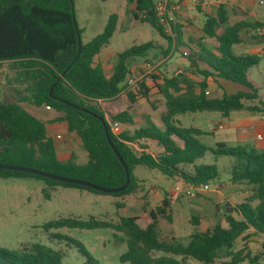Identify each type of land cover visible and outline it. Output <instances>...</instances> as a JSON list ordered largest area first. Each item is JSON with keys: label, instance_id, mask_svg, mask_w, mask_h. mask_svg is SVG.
I'll list each match as a JSON object with an SVG mask.
<instances>
[{"label": "trees", "instance_id": "16d2710c", "mask_svg": "<svg viewBox=\"0 0 264 264\" xmlns=\"http://www.w3.org/2000/svg\"><path fill=\"white\" fill-rule=\"evenodd\" d=\"M72 1L0 0V63H7L15 71L14 82L20 86L14 90L16 99H0V164L31 167L104 188L121 187L126 179L125 170L107 142L101 120L93 113L105 118L109 138L127 167L129 183L121 191L106 193L10 169H0V177L40 178L44 180L42 192L47 198L49 190L57 186L122 198L144 188L133 175L136 166L156 170L168 179L179 180L184 186L217 178L218 170L214 163H196L207 151L214 158L229 156L233 158L230 181L250 186V195L237 203L226 202L222 222L179 237L183 242L172 232L162 233L159 229L161 221L171 223V199L167 192L159 204L148 210L147 219L140 215H126L110 222L94 217L87 220L67 217L48 221L43 224V229L110 228L114 230V236L126 245L119 260L131 264H184L187 258L202 264H240L244 261L261 264L259 256L250 255L244 247L235 250L234 243L245 232L264 235V152L222 142L206 146L199 139L206 132L198 127L182 126L176 116L215 111L227 117L233 111L257 109L245 102L258 97L247 73L257 65L259 56L236 53L234 47L241 42L246 28L255 29L263 24L229 22L225 5L219 3L215 15L206 16L201 27L203 35L214 39V52L203 55L189 51L186 55L189 69L201 75L196 82L197 93L193 91L194 84L184 74L166 75L156 68L151 81L163 99L164 108L159 114L161 126L148 121L147 126L130 133L111 128L113 121L133 124L130 108H123L115 100L124 91L130 104L137 97L149 101L150 88L145 80H138L131 88L126 85V78L131 76L128 60L142 58L145 61L157 46L149 40L124 48L114 55L115 63L111 71L105 73L95 57L112 37L118 16L110 14L102 32L86 43L80 42L78 52L77 35L80 36V30L74 22ZM125 2L126 15L133 20L131 26L134 23L149 24L168 42L167 49L161 50L166 55L173 38L164 33L155 16L153 0ZM175 23L171 24L172 29ZM260 37L264 38L263 35ZM209 79L216 86H221L218 82L221 80L241 88L218 95L208 89ZM23 102L34 107L49 106L61 113L60 119L65 122L67 131L77 138L86 160L77 162L73 152L67 160H60L53 138L47 133L46 122L26 110ZM259 103L264 109V102ZM208 133L212 134V131ZM139 139L153 142L160 150L150 153L147 145L138 142ZM115 205L121 208L122 202ZM198 221L197 216L190 220L194 225ZM118 233L121 236H117ZM52 237L75 246L85 257L86 264H100L77 240L57 233ZM0 256L16 264H61L63 253L44 244L27 242L17 249L0 248Z\"/></svg>", "mask_w": 264, "mask_h": 264}, {"label": "rangeland", "instance_id": "374dc122", "mask_svg": "<svg viewBox=\"0 0 264 264\" xmlns=\"http://www.w3.org/2000/svg\"><path fill=\"white\" fill-rule=\"evenodd\" d=\"M202 11L192 7L191 15L193 25L202 27L205 20V13H208L209 0H202ZM73 18L76 27L80 30L79 40L82 43L88 42L92 37L102 32L107 18L110 14L115 13L118 16L115 31L109 42L104 45L106 50L115 54L131 45L140 44L145 41H152L156 45L167 46L168 42L159 35L149 24H137L129 26V22L133 20L126 15L125 0H73ZM253 7L263 10L264 6L258 2L253 3ZM232 18L235 15H231ZM231 18V19H232ZM181 40H183L181 38ZM165 42V43H164ZM182 43V42H181ZM179 47L165 59L159 49L149 52L145 58L146 62L151 63L155 69L167 75L173 74L177 67L182 68V74L192 80L194 83L201 76L194 70L187 72L188 60L180 52ZM104 65L107 70H111L115 63L111 53L102 52ZM111 56V58L109 57ZM260 67L264 72V52L260 55ZM131 58L128 60V68L130 64L138 59ZM138 76V74H137ZM15 71L9 68L7 63H0V99H16L17 93L14 90L19 89V84L14 82ZM151 85V82H148ZM221 87H211L221 93L223 90L227 93L235 90L237 84L230 82H222ZM236 85V86H235ZM264 89V82L260 83ZM215 86V85H214ZM153 87V85H152ZM155 90V89H154ZM153 90V91H154ZM197 91L196 88L193 89ZM152 91V92H153ZM140 98V97H138ZM118 102L122 105L127 100L119 98ZM151 102V104H150ZM163 105V100L155 93H151L149 101L143 98L137 99L132 105V111L135 117L136 126H147L148 121H152L151 116L156 115L158 109ZM26 106V103H25ZM30 112L39 119L46 121L50 128L54 131L61 132L69 137L71 143L74 142L73 137L64 128V122L60 119L61 114L53 110H45L43 106L39 108L31 107ZM156 112V113H155ZM156 117V116H155ZM220 114L215 111H202L193 114H185L176 116L183 126L192 125L204 130L206 133L199 137L200 141L206 146H213L216 139H219L223 133L221 129H215L208 133V125L214 124ZM51 118V119H50ZM123 128H129V124L120 125ZM120 130V128L118 129ZM142 142V141H141ZM149 144V149L154 150ZM77 156V159L83 155V150L78 144L71 145ZM86 159V155L82 156ZM81 162V160H79ZM196 163L211 164L214 163L218 170V176L215 180L209 182V190L198 195L195 198L185 197L181 194L171 195L174 186H181V182L176 179H168L156 170L147 169L143 166H136L133 169V175L144 179V190L138 189L135 193L126 195L122 198V203L127 204L126 209L117 208L115 203L120 202V197L110 194L90 193L84 189L73 187L57 186L53 190H49V198L44 196L42 188H44V180L34 177H0V248L17 249L23 243H39L60 250L63 253L61 264H86L85 257L73 245L64 240L56 239L53 234L66 235L80 242L87 250L94 261L100 264H131L129 262H121L119 256L126 250V245L114 236V230L110 228H70L62 227L58 229H43V224L57 220L59 218L74 217L81 220H87L94 217L100 220L116 222L120 216L129 214L146 215L145 204L150 208L159 204L160 200L153 199L149 194V187L160 188L161 196L164 192L172 196L170 205L171 223L161 221L159 229L162 233L172 232L176 235L180 242H183L182 236L188 233L203 230L211 227L216 222H222V212L226 202L233 204L241 198L250 195V187L245 185H233L230 181L231 167L233 158L229 156H217L216 158L207 151L205 155L198 159ZM144 199L143 207H138V199ZM124 200V201H123ZM192 216L199 218L198 224H191ZM121 236V234H117ZM254 237L252 232H245L234 243L239 247L247 244L248 249L253 253L260 255L261 242L253 244L250 242ZM264 244V242H263ZM179 260L178 257H174ZM184 264H202L193 258H187ZM219 264V263H218Z\"/></svg>", "mask_w": 264, "mask_h": 264}, {"label": "crops", "instance_id": "0c3cea01", "mask_svg": "<svg viewBox=\"0 0 264 264\" xmlns=\"http://www.w3.org/2000/svg\"><path fill=\"white\" fill-rule=\"evenodd\" d=\"M254 2H258V0H209V1H207L208 7H209L208 13H205V15L206 16H214L217 5L219 3H223L225 5L226 10L228 11L229 22L244 21L247 24H255V23H262L263 24L262 26L255 28V29L246 28L242 33L241 42L234 47V50L236 53L254 54V55L259 56V61H258L257 65L251 67L247 73L248 80L256 88L258 97H257V99L245 102L246 105H249V106L257 108V109H255L253 111L252 110H246V109L239 110V111H233L227 117H222L220 115V117L218 119H216L214 124L216 122H221L223 124V128L221 129V130H223V133L219 139L215 140L214 143L222 142L228 146L241 145V146H244L246 148H252L256 151L264 152V122H261L258 118V114L261 112H264L262 105L259 103L260 101L264 102V89L261 88V85H260V83L264 82V72L262 71V69L260 67V58H261L260 55L264 52V38L260 37V35L264 36V8H263V10H260L259 8L253 7ZM203 4H204V2L202 0H182L181 1L180 10L178 11V13L176 15L175 28L173 29V36H174L173 42L174 43L172 42V45L170 47L169 52L165 55V59H167L173 53V51H175L177 49V46L179 47L178 50L180 52L182 51V52L186 53L185 55L182 53V55L185 57H186V55H188L189 51H193L196 54L201 53L203 55H206L208 52L209 53L214 52V44H215L214 39L203 35V33L201 32V26L196 27L193 25V19L195 17L191 15V9L193 7L199 11H202V5ZM125 7H126V2H125ZM231 15H233V16L235 15V17L232 18ZM127 17H129V16H127ZM131 24H133V22L130 21L129 26H131ZM258 30L260 31V34H258ZM201 36H203V37H201ZM181 38L183 40H181ZM164 41H165V39H164ZM156 46H157V48L152 49L151 52H154L155 50H158V49L161 52V50L167 49L168 45L166 46L164 44L163 47L160 45H156ZM103 51H106V53L107 52L111 53L112 58L114 57V55L116 53L112 54L111 51L106 50L103 46L101 48L99 54L95 57V60L100 64L103 71L105 73H109L111 70H107V68L104 65L105 63L102 60L103 59V56H102ZM111 56H109V57L111 58ZM135 59H138V60H136L135 62H132L130 64V68H129L132 76H136L138 74V71L140 70V66H141L142 62L144 61V59H142V58H135ZM135 59H133V61ZM189 64L190 63L188 61L187 72H188V70L189 71L194 70V69H189ZM183 67H185V66H179L177 68H183ZM201 67L202 66H200V68ZM111 69H112V67H111ZM187 79L189 80V82L194 84L193 89L196 88L198 91V88L196 86V82L201 79V76H198V80L195 83L192 80H190L189 78H187ZM218 82L221 85L222 82H226V81L219 80ZM208 83H209L208 89L211 92L212 91L217 92L216 90H211L210 89L211 87H221V89L223 88L222 85L216 86L210 79L208 80ZM230 83H232V82H230ZM232 84H235V83H232ZM152 85H153V87H152ZM148 87L150 88V95H151V93H155L158 97H161V95L158 93L157 89L154 87V84L148 85ZM240 88L241 87L239 85H237L235 90H233L232 92H234ZM197 91H194V92L197 93ZM221 93L217 92L218 95H220ZM229 93H231V92H229ZM119 98H123L124 100H127V103L124 105L120 104L118 102ZM137 99H140V98L137 97L136 100ZM115 102L117 104H120L123 108L128 106L130 108L131 115L133 116V124H131L129 128H123L122 126H120V130H128L131 133L134 129H136L138 127H142L141 125L136 126V124H135V117H134V114L132 111V105L136 101L134 103L130 104L128 102V99L126 97L125 92L122 91L117 96ZM25 103L26 102H23L22 106L26 110L30 111V108L33 105L26 103V106H25ZM35 108H39V107H35ZM163 108H164V105H162L158 109L157 113L155 112L156 117L154 116V118H153V116H151V118L153 119L151 122L158 127L161 126L160 121H159V114L163 110ZM48 110H53V109H48ZM56 113H59V112H56ZM59 114H61V113H59ZM191 114H193V113H191ZM214 124H209L208 127L211 125H214ZM120 125H122V124H120ZM51 126L46 123L47 133L53 138L57 157L60 160H67L70 156V153L73 152L77 162H80L79 160H81L80 163L84 162L83 161L84 158H82V156L84 155L85 152L82 151L83 155H81L80 158L77 159V156L73 150V147L70 148L71 145H74V144L80 145V144H79L77 138L75 137V135L73 133L67 131L65 122H64V128L69 133V135H71L73 137V140H74L73 143H71L69 137H66L61 132L52 130L50 128ZM189 126H192V125H189ZM208 127H207V129H208ZM214 131H212V133ZM208 132H209V130H208ZM57 134L60 135L59 139L55 138V136ZM257 135H260L261 138H257ZM138 142L141 144L147 145V150L152 154H154L160 150L153 142H151L149 140L139 139ZM148 143H150V145L153 146L152 148L154 150L151 151L149 149ZM134 146H137V144L135 143ZM135 178L137 179L138 184L143 185L144 179L138 178L137 176H135ZM233 185H238V184L233 183ZM240 185H244V184H240ZM149 189L150 190L148 192L151 196H153V199H156V200L162 199L163 195L161 196V194H160V190H161L160 188H155V187L151 186V187H149ZM143 190L145 192L147 191L144 188H143ZM250 193H251V191H250ZM245 197L241 198L237 202L242 201ZM122 198H121L120 202H122ZM143 200L144 199H141V198L138 199V203H139L138 207H140V208L143 207V205H144ZM237 202H235V203H237ZM126 207H127V204L122 203L121 208L126 209ZM144 207L147 208L145 211L146 215H147L148 210L150 209V206L145 204ZM129 215H133V214H129ZM134 215H139V214L136 213ZM140 216L147 219V216L145 217L143 214ZM248 233H250V231ZM257 241L261 242V244H260L261 250H264V244H263L264 235L263 234H257V235L254 234V237L251 238L250 242L255 244V243H257ZM242 247L247 249V252L250 253V255H253V253L248 249L247 244H243L237 248H236V246H234V249L237 250V249H240ZM257 256H259V262L261 264L262 263L264 264V252L263 251L260 252V255H257ZM214 264H218V262H216ZM240 264H249V263L247 261H244Z\"/></svg>", "mask_w": 264, "mask_h": 264}, {"label": "built area", "instance_id": "2783aa9c", "mask_svg": "<svg viewBox=\"0 0 264 264\" xmlns=\"http://www.w3.org/2000/svg\"><path fill=\"white\" fill-rule=\"evenodd\" d=\"M182 0H153L154 2V12L155 16L157 17L159 23L163 26V31L165 34L173 36V29L171 24L176 21V15L180 10ZM258 4L264 5V0H258ZM258 34L260 31L258 30ZM182 68L176 69L173 74H180L182 73ZM155 72V67L146 61H143L140 70L138 71V76H129L126 78V85L131 88L138 80H145L146 85L148 86V82H151V75ZM46 109H51L49 106L45 107ZM258 118L261 122H264V112L258 114ZM111 128L115 131H119L120 123L113 121L111 122ZM223 124L221 122H216L214 125L208 127L209 131H214L215 129H222ZM56 139L60 138V135L55 136ZM257 138H261L260 135H257ZM209 190V182L207 183H192L186 184L184 186H174L171 195H178L181 194L185 197L195 198L198 195L206 192ZM169 195V198L172 197Z\"/></svg>", "mask_w": 264, "mask_h": 264}, {"label": "water", "instance_id": "95a60500", "mask_svg": "<svg viewBox=\"0 0 264 264\" xmlns=\"http://www.w3.org/2000/svg\"><path fill=\"white\" fill-rule=\"evenodd\" d=\"M77 33V32H76ZM77 44H78V52L80 50L79 44H80V40H79V36L77 35ZM52 87L49 90V93H51ZM75 107V105H72ZM93 116L99 118L102 122V125L104 127V131H105V135H106V139L108 144L110 145V147L112 148L113 152L115 153V155L117 156L118 160L120 161V163L122 164L125 173H126V179H125V183L119 187V188H115V189H111V188H104L101 186H98L94 183L88 182V181H84V180H80V179H76V178H70V177H65V176H60V175H56V174H52V173H48L45 171H41L35 168H31V167H26V166H18V165H7V164H0V169H10V170H16V171H23V172H29L32 174H36V175H40V176H44L50 179H54V180H58L61 182H67V183H73V184H79L81 186H85V187H89V188H93L102 192H106V193H110V192H117V191H121L123 190L129 183V173L127 170V167L125 165V163L123 162L122 157L120 156V154L117 152V150L115 149L114 145L112 144L109 135H108V129L107 126L105 124V118L98 116L96 114H93ZM0 264H16L10 260H7L6 258L0 256Z\"/></svg>", "mask_w": 264, "mask_h": 264}]
</instances>
